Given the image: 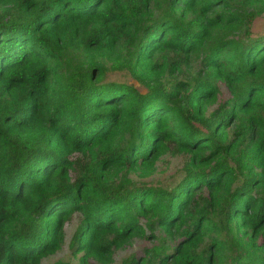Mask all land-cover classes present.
I'll return each mask as SVG.
<instances>
[{
	"label": "trees",
	"instance_id": "1",
	"mask_svg": "<svg viewBox=\"0 0 264 264\" xmlns=\"http://www.w3.org/2000/svg\"><path fill=\"white\" fill-rule=\"evenodd\" d=\"M259 16L264 0H0V264H40L74 215L78 264L159 235L121 264H264ZM166 154L173 184L129 177Z\"/></svg>",
	"mask_w": 264,
	"mask_h": 264
},
{
	"label": "rangeland",
	"instance_id": "2",
	"mask_svg": "<svg viewBox=\"0 0 264 264\" xmlns=\"http://www.w3.org/2000/svg\"><path fill=\"white\" fill-rule=\"evenodd\" d=\"M252 30L255 33L264 32V16H259L252 22ZM197 63L192 62L188 67L185 68L184 76H193L197 70ZM105 80L124 81L129 80L127 75L121 71L107 70L104 74ZM168 80V78H166ZM183 156L166 154L162 156L157 162L154 172L148 176H142L138 173L131 174L129 177L136 182H143L153 186L162 185L169 186L173 184L178 177L180 166L183 162ZM78 215H74L72 219L65 226V240L62 248L55 254L43 258L40 264H53L56 261H67L72 264H78V255H74L69 247L70 238L75 230L78 223ZM161 235L158 240L152 241L141 238H134L130 244L121 248L115 252L114 261L111 264H121L126 258L131 255H144L145 250L150 248L152 245L159 242Z\"/></svg>",
	"mask_w": 264,
	"mask_h": 264
}]
</instances>
